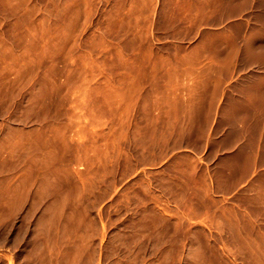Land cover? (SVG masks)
<instances>
[{"label":"rangeland","instance_id":"obj_1","mask_svg":"<svg viewBox=\"0 0 264 264\" xmlns=\"http://www.w3.org/2000/svg\"><path fill=\"white\" fill-rule=\"evenodd\" d=\"M198 1L0 0V264H264V167L215 193L210 73L160 69Z\"/></svg>","mask_w":264,"mask_h":264},{"label":"crops","instance_id":"obj_2","mask_svg":"<svg viewBox=\"0 0 264 264\" xmlns=\"http://www.w3.org/2000/svg\"><path fill=\"white\" fill-rule=\"evenodd\" d=\"M189 18L192 33L215 26L219 39L203 50L160 53V69L210 73L211 98L184 101L179 112L217 121L210 150L227 154L214 155L211 186L218 195L229 196L264 167V0L198 1ZM171 32L167 38H181L178 30ZM204 34L207 43L212 33ZM191 37L196 38L184 36Z\"/></svg>","mask_w":264,"mask_h":264},{"label":"bare ground","instance_id":"obj_3","mask_svg":"<svg viewBox=\"0 0 264 264\" xmlns=\"http://www.w3.org/2000/svg\"><path fill=\"white\" fill-rule=\"evenodd\" d=\"M14 10H15V9H14ZM4 47L6 48V46H4ZM3 51H4V50H3ZM113 92H114V93H113ZM112 93H113V94L116 93V94H119V95H122V96H123V94H124V92L117 91V90H116V91H112ZM121 93H122V94H121Z\"/></svg>","mask_w":264,"mask_h":264}]
</instances>
